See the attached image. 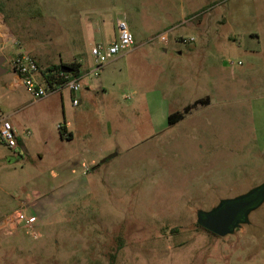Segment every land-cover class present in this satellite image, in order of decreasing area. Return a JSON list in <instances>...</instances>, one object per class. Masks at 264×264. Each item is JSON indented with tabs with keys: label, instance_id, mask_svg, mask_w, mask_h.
I'll use <instances>...</instances> for the list:
<instances>
[{
	"label": "rangeland",
	"instance_id": "obj_1",
	"mask_svg": "<svg viewBox=\"0 0 264 264\" xmlns=\"http://www.w3.org/2000/svg\"><path fill=\"white\" fill-rule=\"evenodd\" d=\"M0 6L23 50L42 66L73 53L94 66L92 45L113 37L120 20L134 35L132 50L89 74L101 86L86 91L80 81L82 110L68 88L38 100L24 84L2 90L18 112L11 117L14 146L0 140V264H264V200L225 236L198 222L200 210L264 184V1ZM210 16L217 39L203 61ZM164 32L166 43L158 39ZM17 49L10 42L4 50L8 72L0 86L17 81L10 66ZM207 94L205 105L167 124L170 113ZM65 121L76 122L74 139L60 136L57 125ZM17 210L36 223L18 221Z\"/></svg>",
	"mask_w": 264,
	"mask_h": 264
},
{
	"label": "built area",
	"instance_id": "obj_2",
	"mask_svg": "<svg viewBox=\"0 0 264 264\" xmlns=\"http://www.w3.org/2000/svg\"><path fill=\"white\" fill-rule=\"evenodd\" d=\"M118 36L117 38L110 43L98 42L92 45L90 53L94 59V66L91 73L97 74L103 69L105 64L119 55L122 51L129 49L134 44V35L130 31L128 24L125 20H120L117 23ZM158 39L162 42L168 41V33L164 32L158 36ZM194 38H182L183 43H189ZM13 69L19 73L22 78V82L26 90L33 96L34 99H43L49 96L53 91L67 87L70 91L77 93L81 84L78 78L71 79L63 85H50L46 83L40 71V66L37 60L26 52H18L12 60ZM74 104H78V98L73 99ZM0 116L1 127H0V140L14 146V139L16 137V129L10 119L3 117L4 112L2 111L0 105ZM59 131L64 130L65 126L63 123L57 125ZM16 218L21 223H24L26 226H33L37 217L35 215H27L22 210L16 211ZM36 236V235H35Z\"/></svg>",
	"mask_w": 264,
	"mask_h": 264
},
{
	"label": "crops",
	"instance_id": "obj_3",
	"mask_svg": "<svg viewBox=\"0 0 264 264\" xmlns=\"http://www.w3.org/2000/svg\"><path fill=\"white\" fill-rule=\"evenodd\" d=\"M250 1H252L253 3H261L262 1H264V0H250ZM6 3H8V0H2V1H0V5H2V7L3 6H5V4ZM261 17H262V15H260ZM211 16L210 17H207L204 21H206L205 22V24H204V28H203V35H204V40H205V42H204V46L202 47V49L200 50V52H202L203 53V61H206V59L205 58H207V54H209V53H212V51H211V49H209L210 48V42L214 39V40H216L217 39V37H216V35H215V33H214V31L211 29V25H210V23H211ZM96 19L95 18H91V17H89L86 21H87V27L88 28H91L94 32H95V30H96V28L98 27L97 25H96V23L94 22ZM250 35L253 37V38H255V39H258V40H260V38L262 37V32H259L258 30H253L251 33H250ZM117 36H118V28H117V32L115 33V35L113 36V37H111V38H107L106 40H104L105 41V43H110V42H112V41H114L116 38H117ZM0 38L3 40V45H1L0 46V55H3V56H5L6 57V55H5V53H4V50H5V48L7 47V45L11 42V43H15L16 44V46L18 47V49L16 50V51H14V52H12V58L10 59V66H11V68L13 69V64H12V60H13V58L15 57V55L18 53V52H26L25 50H23V44L21 43L20 44V40H19V38H18V36L16 35V33H15V31L13 30V28L9 25V23H8V21H7V14L5 13V10L3 9V8H1V6H0ZM18 41V42H17ZM100 41H102V40H100ZM99 41V42H100ZM13 46V45H12ZM13 48V47H12ZM134 47H130L129 48V50H132ZM168 51H169V47L168 46H165L164 47V52H166V53H168ZM177 52H178V54H182L183 52H182V50H180V49H178L177 50ZM189 53L191 52V51H188ZM31 55V54H30ZM79 55V54H78ZM77 54H75V53H73V54H71V55H69V57H68V59L67 60H63V61H61L60 63H70V62H74V61H77V62H79V63H81V69H82V74H81V76L78 78L79 79V81H86L85 82V84H86V87H85V90L87 91V90H89L90 88H91V86H93V87H99V86H101L103 83H102V81L100 80V83H95L94 81H92V80H90L89 79V74H91V71H92V66H90V65H87V66H85L84 64H83V62L80 60V58H78L79 56H78ZM33 56V55H32ZM37 56H39V55H37ZM34 57V56H33ZM35 58V57H34ZM39 58L40 59H42L40 56H39ZM172 59H173V62H172V66H171V68H173V69H176L177 67H178V63L179 62H177L175 59H174V55H173V57H171ZM36 59V58H35ZM37 60V59H36ZM8 61V59H7V57H6V61L3 63V66L5 67V64H6V62ZM42 61V60H41ZM37 62H38V64H39V61L37 60ZM109 62V61H108ZM209 63H211V62H209ZM213 64V63H212ZM51 65H53V64H47V65H45V66H42V65H40L39 64V66L41 67L42 66V68H44V67H47V66H51ZM5 68H7V67H5ZM103 69H104V67H103ZM14 70V69H13ZM15 71V70H14ZM246 71H248V70H244L243 72L245 73ZM7 72H8V70H7ZM16 72V71H15ZM5 74V73H4ZM1 75H3V74H1ZM0 75V76H1ZM16 75H17V81H13V82H7L5 85H1L0 86V105H1V108H2V111L4 112V111H6L7 110V112H4V116L3 117H5V118H8V119H10V121L12 122V124L13 125H15V122L11 119V117L12 116H14L17 112H18V110H14V109H11V111H10V109L8 108V106L5 104V102H6V100H5V98H4V93L2 92V90H5L6 88L7 89H10V90H16V88L18 87V86H22V78H21V76L19 75V73L18 72H16ZM64 88H67V87H63L62 89H64ZM79 92V91H78ZM86 94L85 93H82V94H76V93H71V96H72V101H73V99L74 98H78V100H79V103L78 104H74L73 103V105L75 106V108H76V110H82V109H84L85 107L83 106L82 108H80L81 106H82V104H81V99H82V97L84 98V96H85ZM210 97L211 98V95L210 94H207L206 96H204V97H201V98H198V99H206L205 97ZM212 99V98H211ZM35 100H37V99H35ZM197 100V99H196ZM195 101V100H194ZM193 101V102H194ZM7 103V102H6ZM192 103V102H191ZM9 109V110H8ZM9 111V112H8ZM1 119H2V116H0V127H1ZM64 126L66 127V129H67V131L69 132V133H71V138H75L78 134H79V128L76 126L77 124H76V122H73V125L71 126L70 125V123L69 122H67V121H65L64 123Z\"/></svg>",
	"mask_w": 264,
	"mask_h": 264
},
{
	"label": "water",
	"instance_id": "obj_4",
	"mask_svg": "<svg viewBox=\"0 0 264 264\" xmlns=\"http://www.w3.org/2000/svg\"><path fill=\"white\" fill-rule=\"evenodd\" d=\"M6 57L0 55V75L7 72V68L3 66ZM62 72H72L66 64L61 65ZM264 200V184L247 194L223 200L216 208L211 211L200 210L198 213V222L205 229L217 234L225 236L232 233L234 229L247 220L250 209L258 205Z\"/></svg>",
	"mask_w": 264,
	"mask_h": 264
},
{
	"label": "trees",
	"instance_id": "obj_5",
	"mask_svg": "<svg viewBox=\"0 0 264 264\" xmlns=\"http://www.w3.org/2000/svg\"><path fill=\"white\" fill-rule=\"evenodd\" d=\"M62 64H66L70 68H72V72H62L61 71ZM81 66H82L81 63L74 61L70 63L53 64L45 68L40 67V71H41V76L46 83L50 85H63L67 81L74 78H79L81 76L82 74ZM200 104L205 105L206 104L205 99H197L194 102L187 104L182 111H175L170 113L167 117V124L169 126H172L178 123L180 120H182L185 117L186 114L190 113L194 108H196ZM60 136L62 138L70 139L71 133H69L65 127L64 130L60 131Z\"/></svg>",
	"mask_w": 264,
	"mask_h": 264
}]
</instances>
